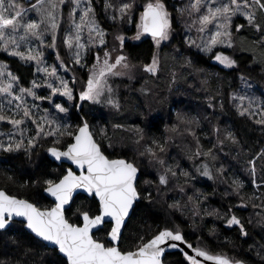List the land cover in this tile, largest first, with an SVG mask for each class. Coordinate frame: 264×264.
<instances>
[{
  "label": "snow or ice",
  "instance_id": "6c2138e0",
  "mask_svg": "<svg viewBox=\"0 0 264 264\" xmlns=\"http://www.w3.org/2000/svg\"><path fill=\"white\" fill-rule=\"evenodd\" d=\"M101 15L116 26L111 44ZM174 21L182 25L188 47L210 54L224 68L240 69L243 57L235 55L239 52L248 54L251 64L264 72V0H0V54L30 69L31 76L22 78L20 68L13 71L12 64L0 60V153L22 156L34 169L28 180L19 179L14 168L0 171V236L8 237L19 251L16 256L3 251L0 264H37L35 249L10 235L21 230L54 249L60 257L55 264H168L169 249L180 251L182 264H250L217 252L202 240L193 244L178 224L148 226L129 235L136 209L141 204L151 207L170 191L178 192L179 199H173L169 208L188 211L194 218H222L243 238L250 234L233 208L251 207L257 222L264 224V141L257 148L239 135L249 125L264 132V86L254 88L251 77L240 72L239 86L229 82L226 93L222 85L213 86L218 77L196 67L179 48L164 53L163 47L177 34ZM130 26L132 36L125 31ZM145 38L152 45L147 62L126 50V42ZM228 49L232 54L226 53ZM78 70L85 75H78ZM185 70L202 77L199 90L206 93L205 113L175 111V121L165 125L162 136L151 135L140 125L114 123L109 128L88 119L86 104L122 109L117 80L130 86L142 79L139 91L152 95L145 75L158 80L167 71L171 93L187 80V75L178 74ZM57 97L64 102H57ZM45 101L50 108L42 107ZM73 110L79 119L75 125L65 119ZM223 115H231L232 123L221 126ZM177 140L200 177L226 185L223 196L237 201L225 205L227 212L208 210L204 206L208 195L191 183L196 177L168 156ZM117 142L121 148L131 145V158L116 154ZM40 149L61 161L60 168L45 170L38 162ZM220 155L231 157L234 166L219 162ZM144 158L156 169V179H143L146 173L138 159ZM33 186L51 202L22 198L13 191ZM81 192L88 199L77 203ZM126 240L134 242L125 244ZM229 243L236 247L225 239ZM260 249L256 255L264 264V244Z\"/></svg>",
  "mask_w": 264,
  "mask_h": 264
},
{
  "label": "trees",
  "instance_id": "16d2710c",
  "mask_svg": "<svg viewBox=\"0 0 264 264\" xmlns=\"http://www.w3.org/2000/svg\"><path fill=\"white\" fill-rule=\"evenodd\" d=\"M101 22L109 29L110 35L108 39H112L111 33L116 31V26L112 25L111 22L106 21L101 15ZM243 22V21H240ZM179 22L174 21V28L176 35L174 39L168 42L167 47H163L164 53L172 52L174 49L179 48L183 56L191 57L193 64L198 68H203L208 70L209 73L214 74L212 83L213 86L222 85L224 91L227 93L229 91L228 83L231 82L234 86H239V80L237 79L240 72L251 77V80L254 84V88H260L264 86V72L261 71V66L258 64H251L248 54L245 53H235V55L240 58L243 57L241 61L240 69L232 70L226 69L224 67H218L211 60L210 57L198 50L195 51L193 47H188L184 42L185 37L183 36V27ZM131 30L125 29L128 36L134 35V27L130 26ZM251 38V37H250ZM111 44V43H110ZM151 39L145 38L142 41H129L126 42V50L135 58L139 57L144 62H147L150 59L151 52ZM227 54H232V50H225ZM61 55H64V49L61 48ZM0 60H6L9 64H12L13 71H16L17 68H20V74L22 78L27 76L29 79L30 69L21 67L18 63H13L12 58L5 57V54H0ZM245 61L247 63H245ZM187 75V71L182 73ZM85 72H83V75ZM167 71L162 73L157 80L156 78L145 75V79H148L150 83L147 85L152 90V95H145L139 91L143 84L142 79H137L136 81L131 82L130 86H124L128 82H121L119 80L116 83L121 84L120 95H121V104L122 109L119 112L107 109L103 114L100 115V108L96 106L87 105L85 111L89 112L88 119L93 124H106L111 128V125L114 123H123L126 126L130 125H140L145 127L151 135L162 136L164 134L165 125L173 123L175 120L174 112L175 111H187L188 109L198 108L201 111H205V98L197 97L199 94L196 93L200 91L199 81L202 78L197 73L193 72L191 75H187L186 81H180L172 90L171 93L167 91ZM194 84V87L190 86ZM259 94V92H257ZM192 98V100H191ZM184 99V100H183ZM194 99H198L194 103ZM151 109V112L148 111ZM71 123L74 125L79 122L76 112L70 111L69 113ZM221 126L232 123L231 115L219 116ZM155 124V127L152 125ZM206 124V122H205ZM210 126H206V130L209 131ZM6 130V129H5ZM211 135V133L209 132ZM120 134H118L119 136ZM127 136V133L123 134ZM239 135L243 137L244 141H247L249 144H252L254 147H260V141H264V132L261 131L259 126L249 125L248 131H244L243 128L239 130ZM107 143V141H105ZM48 144H45V148ZM131 145L121 148L119 142L116 144L115 152L119 155H127L129 158L133 155L130 151ZM247 150V149H246ZM110 152L113 150H109ZM168 156L175 157V160L178 161L183 167L184 161H186L185 156L182 153V147L172 145L169 147ZM7 161V163H4ZM45 170L51 171L53 169L60 168V165L52 160L48 153L44 149L39 150V161H38ZM138 163L144 175L143 179L145 180H154L156 179L155 172L156 169L148 163L147 158L142 160L138 159ZM187 165V164H186ZM64 167H67L64 164ZM4 168H14L16 174L21 180H28L34 171L30 165H27L25 158L20 156H13L11 154L0 153V171ZM188 171L190 168L187 167ZM193 170H191L192 172ZM193 186L197 188L201 186V190L208 195V200L205 202L204 206L211 210L213 208L220 209V211L227 212L225 205L236 203V200L232 197H224L223 193L225 191L226 185L220 184L218 182L214 183L213 181L208 180L206 177L198 176L195 180L192 181ZM15 194L20 195L22 198L28 196H33L37 199H40L43 203L48 204L51 202L43 192L42 189H37L33 186L31 189L16 188L13 190ZM192 194V192H191ZM88 198L86 195L79 194L76 198V202L80 203L86 201ZM169 201L166 197L156 198L151 207H148L146 204H141L139 208L136 209L135 215L132 217V223L129 226V235L133 233H139L141 229L147 228L148 226H157L163 227L165 225H180V227L186 233L187 239L194 243V238L196 234L201 235V240L206 243L213 250L220 252H228L230 255H236L238 258L245 259L249 261L250 264H261L260 257L256 255L257 251H261L260 245L264 244V224L257 222L258 218L254 215V211L250 212L248 209H239L233 208L232 211L235 212L238 216L244 219L245 226L249 231V237L243 238L239 234V230L236 227L229 228L226 226L225 221L221 218L218 219L216 216H207L204 215L200 217L201 220H190L185 217L184 214L179 213L176 209L168 207ZM252 218V223L247 222V218ZM192 228H200L198 232H193ZM214 231L215 235L210 234ZM10 235H15L16 239L24 247H33L38 253L34 259L37 261V264H55L59 260V256L56 251L50 247H44V243L38 241L34 236L29 235L27 232L21 230L19 232L11 233ZM225 239L233 241L236 245L233 248L231 243L225 244ZM133 240H126L125 244L133 243ZM7 243L9 247L4 249L2 245ZM252 247V251H249V247ZM9 251L12 255H19V251L15 248V245L12 244L11 240L6 236H0V254L3 251ZM168 264H182L183 256L180 251H171L165 256Z\"/></svg>",
  "mask_w": 264,
  "mask_h": 264
},
{
  "label": "rangeland",
  "instance_id": "374dc122",
  "mask_svg": "<svg viewBox=\"0 0 264 264\" xmlns=\"http://www.w3.org/2000/svg\"><path fill=\"white\" fill-rule=\"evenodd\" d=\"M179 26H182V25H179ZM191 35H193V36H195V33L193 32V33H191ZM183 36L185 37V34H184V32H183ZM185 39H186V37H185ZM109 43H112V39H109ZM193 49L195 50V51H197V49L195 48V47H193ZM208 57H210V60L215 64V65H217L218 67H223L222 65H219L214 59H212L211 58V55L210 54H206ZM48 56H49V59H50V62H54L55 61V57H54V54H52L51 52H49L48 53ZM77 74L78 75H80V76H82L83 75V71H77ZM68 75H70V74H68ZM191 88H193L194 87V84L193 85H191L190 86ZM196 93H198L199 95L197 96V97H204L205 98V96H206V93H204L202 90H200V91H197ZM41 94H46V92L44 91V90H41ZM64 99L65 98H62V97H57L56 98V100H57V102H64ZM184 100V99H183ZM191 100H192V98H191ZM198 99H194V103H196V102H198L197 101ZM37 103H41L40 101H37ZM96 106V105H95ZM42 107H51V105L49 104V102H47V101H45V102H43L42 103ZM99 108H100V115H102L103 113L102 112H104L105 110H107V109H111V108H108V107H102V106H98ZM111 110H113V109H111ZM113 111H115V110H113ZM201 112V113H205V111H201L200 109H198V108H194V109H188L187 110V112H190V113H192V114H196V112ZM70 113V112H69ZM69 113L67 114V117L65 118L66 120H67V122H69V123H71V119H70V116H69ZM53 115H57V113L55 112V111H53V113H52ZM208 115H212L210 112L209 113H207ZM62 118H64V114H59ZM175 121V120H174ZM205 123V122H204ZM100 124L101 125H104V123H102V121L100 122ZM205 131H207L206 130V127H205ZM210 135V134H209ZM203 143H205V145L207 146V141H202ZM181 146L182 148H183V144H181V142L179 141V140H177V142H176V145H174V146H176V147H178V146ZM229 151V149L228 148H225V152H228ZM185 159H186V161H184V163H186V164H183L184 166H183V168H187V167H189L190 168V171L189 172H191V170H193L191 173H192V175L193 176H195L196 178L199 176L196 172H195V170H194V168L192 167V165H191V162L190 161H188L187 160V158L185 157ZM219 162H221V163H223L226 167H229V165L230 164H232L233 166H234V161H232V159H231V157H228L227 159L225 158V156L224 155H220V158H219ZM231 170V169H230ZM192 183V182H191ZM192 185H193V183H192ZM197 189H200L201 190V186H198L197 187ZM249 191H251V189H249ZM188 195H191V190H189V192L187 193ZM166 198H167V200L169 201V204H171L172 202H173V199H179V194H178V192H176V191H170V192H168V195L166 196ZM237 202V201H236ZM250 208V212H252V211H254L251 207H249ZM179 213H181V214H184L185 215V217L187 218V219H190V220H201L200 219V217H193L192 215H191V213L190 212H188V211H184V212H182V211H180V210H177ZM224 220V219H223ZM200 230V228H192V231L193 232H198ZM199 241H201V235H198V234H196V237L194 238V243L196 244L197 242H199Z\"/></svg>",
  "mask_w": 264,
  "mask_h": 264
},
{
  "label": "water",
  "instance_id": "95a60500",
  "mask_svg": "<svg viewBox=\"0 0 264 264\" xmlns=\"http://www.w3.org/2000/svg\"><path fill=\"white\" fill-rule=\"evenodd\" d=\"M49 155V157L52 159V160H54L57 164H59V165H61V161H56L54 158H52L51 156H50V154H48ZM64 164H66L67 166H71L70 164H68V163H64ZM74 167V166H73ZM79 194H83V195H86V194H84V193H79ZM78 194V195H79ZM46 195V194H45ZM50 199V198H49ZM44 243V242H43ZM182 247H183V245H182ZM176 250H178V249H169V250H167L166 251V253H165V256H166V254H168V253H170L171 251H176ZM179 251V250H178Z\"/></svg>",
  "mask_w": 264,
  "mask_h": 264
}]
</instances>
